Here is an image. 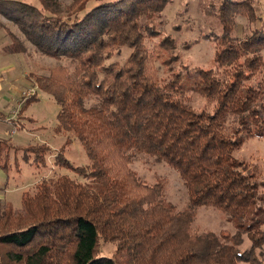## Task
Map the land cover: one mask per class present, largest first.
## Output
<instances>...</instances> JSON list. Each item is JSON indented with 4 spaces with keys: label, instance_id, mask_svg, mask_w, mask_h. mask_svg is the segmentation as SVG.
<instances>
[{
    "label": "trees",
    "instance_id": "1",
    "mask_svg": "<svg viewBox=\"0 0 264 264\" xmlns=\"http://www.w3.org/2000/svg\"><path fill=\"white\" fill-rule=\"evenodd\" d=\"M37 1L0 0V16L44 56L74 63L72 72L53 68L35 83L59 106L55 132L73 134L89 161L74 166L61 150L54 165L89 181L41 180L19 208L0 205V264H264L255 254L264 240V211H255L259 185L234 157L248 138H264V17L257 0H199L221 26L201 35L215 44V69L202 83L199 71H174L182 55L158 21L172 0H73L65 12ZM90 1L97 5L87 10ZM237 17L254 25L243 38L235 36ZM7 34L12 50L24 52ZM123 48L129 53L122 63L106 64ZM190 93L213 104L211 111L193 108ZM89 98L98 104L87 108ZM134 152L178 173L189 199L183 210L164 200L163 183L140 180L131 169ZM50 154L45 144L19 147L0 138L5 172L18 159L45 167ZM201 206L230 215L251 248L239 252L240 232H194ZM102 243L114 245L111 257L100 255Z\"/></svg>",
    "mask_w": 264,
    "mask_h": 264
},
{
    "label": "rangeland",
    "instance_id": "2",
    "mask_svg": "<svg viewBox=\"0 0 264 264\" xmlns=\"http://www.w3.org/2000/svg\"><path fill=\"white\" fill-rule=\"evenodd\" d=\"M17 1L31 3L35 6L39 5L37 0ZM50 1L53 3L52 6L60 10V12H65L73 2V0ZM95 5H97L95 1H90L87 4V10ZM255 7L257 15L264 17V0H257ZM203 12L199 0H172V3L166 6L158 19L161 23L159 29L163 34H168L176 39V52L182 55L181 60L174 66V71L181 73L188 72L191 75L199 71V83H202L204 79L209 77L215 69V66H213L215 44L201 38V35L211 33L212 31L217 34L221 30V26L217 20L209 18ZM0 25L8 38L9 35L7 33L12 34L22 44L24 52L16 53L24 54L21 57L24 58L23 68L26 75L24 90L21 92L20 98L16 103L17 107L7 115V119H3L4 123L9 124H6L9 129L8 136L16 133L14 137L12 136L14 142L10 140L11 138L7 139L13 146L27 147L45 144L51 150V154L47 156L45 167L25 164L18 159V165L12 166L9 172L0 170V205L10 203L14 208H19L22 195L24 193H32L37 183L41 180L56 179L58 176L66 175L80 183H87L89 181L85 177L78 176L66 169H59L54 165V158L61 150L64 157L74 166L87 168L89 161L73 134L55 132L58 124L56 117L59 106L51 96L39 90L35 83L36 78L48 75L49 70L53 68L65 67L69 72H72L74 63L68 59L56 60L44 56L25 40L16 26L1 16ZM253 26L246 19L237 17L235 19V36L238 38L245 37L250 34ZM184 42L191 43L188 50L184 49ZM151 44L152 42L148 43L149 46ZM12 49L11 44L10 50ZM128 53L129 50L123 48L120 57L115 56L107 61L106 64L115 61L122 63ZM262 57L264 59V53H262ZM157 67L159 77H166L167 74L163 72V69L158 64ZM189 97L190 105L196 110L204 109L211 111L213 104L207 102L201 95L190 93ZM30 98H33V100L31 99L32 101L28 103L22 114L34 119V124L23 122L25 126L23 125L22 128V122L18 123V116L22 104ZM96 104H98V100L95 98H89L85 102L87 108ZM11 122L17 123L16 126L15 124L13 126ZM15 127H17L16 130H14ZM32 133L35 135H29ZM234 157L243 162L246 167L245 173H250L254 176V182L259 185L257 190L259 196L256 201L255 211L257 209L264 211V186H262L264 183V138H248L240 149L234 152ZM131 160V169L146 185L151 186L158 182L164 184V200L174 205L178 211L183 210L188 205L187 190L175 170L170 168L166 163L158 162L154 158L144 154L134 152L131 154ZM244 224H248V222ZM192 230L196 233L212 232L218 237H221L222 234L233 236L235 233L240 232L241 243L238 246L239 252L248 250L252 246L246 230L237 227L235 221L230 218V215L215 210L212 207L201 206L197 208L192 223ZM258 230L264 234V222L259 226ZM114 251L115 247L113 244H101V256L111 257ZM255 254L259 255L264 262V240L255 251Z\"/></svg>",
    "mask_w": 264,
    "mask_h": 264
},
{
    "label": "crops",
    "instance_id": "3",
    "mask_svg": "<svg viewBox=\"0 0 264 264\" xmlns=\"http://www.w3.org/2000/svg\"><path fill=\"white\" fill-rule=\"evenodd\" d=\"M11 41L6 36L5 31L0 27V138L13 141V137L8 136L9 129L3 119H7V115L15 109L16 103L20 98L21 92L24 90L25 72L23 68L24 54L16 53L10 50ZM25 110H21L18 116V123L23 128L24 123L34 124V119L22 114ZM28 121V122H27ZM24 122V123H23ZM16 126L17 123L11 122ZM9 125V124H8ZM25 126V125H24ZM35 135V134H29ZM17 145V144H15Z\"/></svg>",
    "mask_w": 264,
    "mask_h": 264
},
{
    "label": "built area",
    "instance_id": "4",
    "mask_svg": "<svg viewBox=\"0 0 264 264\" xmlns=\"http://www.w3.org/2000/svg\"><path fill=\"white\" fill-rule=\"evenodd\" d=\"M33 95V94H32ZM17 129V127H15V129L14 130H16Z\"/></svg>",
    "mask_w": 264,
    "mask_h": 264
}]
</instances>
